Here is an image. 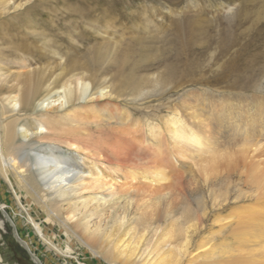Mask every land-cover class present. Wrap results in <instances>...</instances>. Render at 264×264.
Listing matches in <instances>:
<instances>
[{
    "label": "bare ground",
    "instance_id": "bare-ground-1",
    "mask_svg": "<svg viewBox=\"0 0 264 264\" xmlns=\"http://www.w3.org/2000/svg\"><path fill=\"white\" fill-rule=\"evenodd\" d=\"M67 1L0 0V15L37 6L36 14L44 16L49 8L57 18L55 25L49 22L54 41L63 28L60 16L98 18L102 11L94 0ZM57 3L67 9L58 12ZM25 37L31 39L29 34ZM25 44L19 45L21 51H29ZM108 49L98 44L93 58L108 55ZM38 50L32 51L34 63H40L37 67L17 59L16 71L6 74L0 68V76L10 75L12 81L3 93L0 86V179L10 187L16 205L25 208L32 197L38 206H50L49 212L60 214L62 223L71 226L85 248L106 264H234L233 257L246 259V264H264V97H248L244 103L227 98L210 101L212 112L207 113L198 98L182 97L181 107L177 103L166 107L168 115L160 118L164 126L155 125L118 107L114 100L120 97L118 85L105 79L98 82L87 59L67 52L64 63L43 62ZM176 60L179 71L187 66L181 57ZM100 100L114 101V110L97 107ZM88 102H94L95 109L75 107ZM69 105L73 108L63 115L55 113ZM22 111L33 123L21 124L16 115ZM88 125L105 127L106 140L91 141ZM231 141L240 150L231 148ZM31 144L41 152L22 150ZM238 152L249 159L243 168L233 157ZM85 156L106 164L113 174L86 164ZM91 167L100 171L87 170ZM231 172L245 174L243 182L252 190L243 198L253 202L235 206L225 217L216 216L207 206H226L229 190L218 194L212 183L228 180ZM187 195L194 197V204L185 202ZM0 211L6 214L2 203ZM28 220L43 238L40 223L29 216ZM231 224L225 236L234 247L218 249L214 238Z\"/></svg>",
    "mask_w": 264,
    "mask_h": 264
},
{
    "label": "rangeland",
    "instance_id": "rangeland-1",
    "mask_svg": "<svg viewBox=\"0 0 264 264\" xmlns=\"http://www.w3.org/2000/svg\"><path fill=\"white\" fill-rule=\"evenodd\" d=\"M94 1L101 4V15L98 14V18L92 16L86 19L60 16L63 28L60 30L61 34L59 35L58 31L57 34L61 37H56L54 41L50 32L52 23L49 22L53 21L55 25L57 18L49 8L44 9V16L36 14L37 6L35 10L10 9L1 14V70L6 74L8 71H16L19 65L17 59L26 60V64L37 67L40 63H34L32 54L36 49L45 57L43 62L64 63V57H67L68 53L75 54L80 60L89 61V65L97 72L95 79L98 82L105 79L107 84L114 82L118 85L116 89L120 91V97L114 99L120 105L118 107L127 108L134 117L142 120L141 122H151L155 125L158 123L161 126H164V122L160 118L168 115L166 107L174 103L179 105L178 99L182 97L198 98L206 113L210 110L212 112L210 105L220 99L227 98L244 103L248 97H264V0ZM67 2L71 3L72 0ZM65 8L67 9V6L61 3L54 5L58 12L65 11ZM30 13L34 15L31 20ZM30 23L35 26L28 25ZM25 34H29L31 39L26 40ZM78 35L81 36L77 37ZM22 41L26 44L21 43ZM20 44H28V47L30 45L33 48L21 51ZM98 44L109 48V54L100 53L93 58V51H96ZM53 50L56 52L52 53ZM176 57L186 60L187 66H182L181 71L176 65ZM6 74L0 76V86L4 88L2 93L12 84L11 76ZM113 103L115 102L100 100L96 106L112 111ZM94 106V102H88L75 107L91 110ZM72 108V105H69L65 109L56 110L55 113L63 115ZM97 110L96 108L95 111ZM28 114L22 111L16 115L20 116L21 124L33 123L34 119L32 121ZM86 128L91 141L106 140L105 127L100 128L103 131L92 125ZM135 139L140 141V136L137 135ZM21 141L19 138L18 143ZM233 144L234 141H231V148L240 150ZM61 148L66 147L61 145ZM22 150L41 152L36 144L27 145ZM233 157L240 161V167L243 168V164L248 165L249 159L241 157V153L233 154ZM33 160L32 158V162ZM82 160L86 164L99 166L105 174H113V170L106 164L99 165L86 156ZM79 164L84 169L87 168L81 161ZM99 168L91 167L87 170L94 172ZM245 177V174L231 172L228 180L218 181L216 185L214 184L217 180L212 183V187H218V194L229 190L226 194L229 198L226 206H207L215 210L216 216L225 217L235 206L253 202V199L243 198L248 189L252 190L244 184ZM239 191L242 194H239ZM187 196L185 202L194 204V197ZM206 198H209L208 195ZM181 199L184 203L185 198ZM13 200L10 187L0 179V203L5 205L6 212L3 214L0 211V264H36L27 250L15 240L12 227L16 238L25 242L41 264H106L105 260L92 255L85 248L78 238L80 236L72 231L71 226L62 223L60 214L49 212L50 206H38L32 197H28L26 201L29 206L24 208L16 205ZM28 216L40 223L45 238L36 233ZM8 219L12 227L7 222ZM232 226L234 224L214 238L218 249L226 248L227 244L234 247L233 240L225 236L229 234ZM239 260L246 264V259L233 257L234 264H239ZM219 264L227 263L219 261Z\"/></svg>",
    "mask_w": 264,
    "mask_h": 264
},
{
    "label": "water",
    "instance_id": "water-1",
    "mask_svg": "<svg viewBox=\"0 0 264 264\" xmlns=\"http://www.w3.org/2000/svg\"><path fill=\"white\" fill-rule=\"evenodd\" d=\"M5 218H6V217H5ZM7 222H8L9 225L12 227V223L9 221V219L7 220ZM12 232H13V235H14L15 240L18 241V242L20 243V245L23 246V248H25V249L27 250V252L29 253L30 258H31L36 264H40V262H39V261L33 256V253L30 252L29 248H27L26 245H24L21 241H19V239H17V238L15 237L13 227H12Z\"/></svg>",
    "mask_w": 264,
    "mask_h": 264
}]
</instances>
